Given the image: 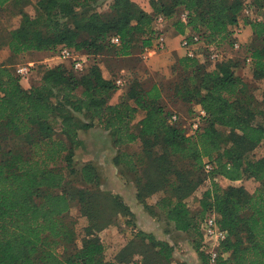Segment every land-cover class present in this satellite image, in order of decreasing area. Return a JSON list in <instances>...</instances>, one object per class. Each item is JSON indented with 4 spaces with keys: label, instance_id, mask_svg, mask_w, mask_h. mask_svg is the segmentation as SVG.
I'll return each mask as SVG.
<instances>
[{
    "label": "trees",
    "instance_id": "16d2710c",
    "mask_svg": "<svg viewBox=\"0 0 264 264\" xmlns=\"http://www.w3.org/2000/svg\"><path fill=\"white\" fill-rule=\"evenodd\" d=\"M98 1L40 0L37 16L22 11L21 25L11 34L9 66H0V264H130L122 254L106 259L108 247L99 234L113 223L112 212L119 210L131 219L135 216L118 196L100 190L102 173L95 163L87 162L82 168V190L76 194L64 190L66 170L76 172L75 150L82 145L76 114L91 118L85 129L93 128L97 121L109 132L113 145L119 148L114 163L133 181L138 201L148 210L147 199L168 193L161 202V213L178 231L197 230L201 237V221L215 213L221 229L228 234L217 264H264V158H248L264 145V110L258 106L250 81L241 73V62L226 57L210 68L199 57L177 59L182 76L176 97L207 114L200 133L189 138L183 122L174 123V114L162 104L159 86L146 88L129 76L125 87L119 88L117 78L110 77L100 61L95 59L90 64L87 57H100L109 51L127 56L136 47L138 36H146L143 50L158 34L155 18L163 15L169 23L178 8L188 18L187 24L181 18L174 24L178 35H185L188 28L200 37L203 47L220 48L238 27L245 2L174 0L166 8L150 0L149 14L133 0H112L115 16L104 19L96 8ZM25 2L30 0H0V8ZM249 6L257 18H246L245 25L251 27L256 46L249 48L244 63L252 59L253 79L261 81L264 0H249ZM113 37L119 38V46L111 43ZM62 47L86 57V69L78 73L62 64L45 68L35 81L38 71L34 66L28 80L31 87L25 89L15 61L29 52L55 53ZM117 91L125 98L113 104ZM140 115L143 117L136 121ZM218 128L229 129L231 140L222 142ZM10 134L25 139L29 156L3 148L2 141ZM138 142L140 152L127 151ZM177 161H189L195 171L205 174V162L213 165L201 179L202 184L210 181V188L200 200V214L195 215L186 201L193 192V182L185 170L178 168ZM218 179L228 182V187ZM244 180L259 184L253 194L237 185ZM75 200L88 225L81 248L62 258L56 245L74 240L62 219ZM131 224L135 228V222ZM136 239L167 263L172 261L174 249L168 242L142 231L136 233ZM200 249V245L196 247L200 259L208 262ZM225 253L229 254L226 259L222 257Z\"/></svg>",
    "mask_w": 264,
    "mask_h": 264
},
{
    "label": "rangeland",
    "instance_id": "374dc122",
    "mask_svg": "<svg viewBox=\"0 0 264 264\" xmlns=\"http://www.w3.org/2000/svg\"><path fill=\"white\" fill-rule=\"evenodd\" d=\"M40 0H30L28 3H23L22 5H16L14 3L6 5L4 8H0V58H6L7 56H11L9 49V40L12 32L17 30L22 21L21 12L25 11L29 15L36 17L38 10V2ZM150 0H146L149 3ZM155 2L161 3L163 6L168 8L172 5L174 0H154ZM232 1V0H228ZM243 2H247L249 0H242ZM112 0H99L96 4L97 10L101 13L104 19H111L115 16V12L111 10ZM150 5V3H149ZM151 8V6H150ZM143 10V9H142ZM152 10V8H151ZM182 8H178L174 11L172 15L173 18L165 27V34L169 38V45L172 46L169 53L164 55H159L153 59H148L144 57L142 51V41L146 36H138L136 38V47L132 50V52L127 56H117L112 52H104L102 56H98L94 58V56H87L90 64L94 62V60H98L101 62V66L105 72L109 74L114 80L121 76L123 73L130 76L134 81H139L143 84L144 87H151L153 84L159 86L162 92V104L165 106L167 111H170L173 114H177L185 120L191 117L193 114H196L200 109L196 105H190L179 100L175 93L178 84L180 83L182 73L178 69L177 59L181 57L180 53L175 51V49H180L178 33L176 31V27L174 24L177 22L179 18L182 16L181 12ZM146 12V11H145ZM249 18L250 20H254L257 18L256 14L253 16L247 17L244 12L239 16V25L244 26L245 19ZM237 27V28H238ZM234 29V28H233ZM186 35L191 36L192 32L187 28L185 30ZM248 37V34L243 32L241 37V48L240 50H236L233 47L234 42L236 41L234 33L228 38V40L220 45V49L224 51L226 57L233 58L235 60H239L242 64L241 73L243 76L250 81L251 89L255 98L258 101L259 108L264 110V105L262 104L263 100V92H264V80L256 81L253 79L252 70L248 69L244 63L245 56L248 55L249 48H253L256 46V43H253V38L248 41H244L245 38ZM201 56L200 61L203 64H208L210 68L214 66L211 63L209 55H206V52L203 48L199 50ZM9 54V55H8ZM47 59L40 58L37 63H34L37 67V73L34 75L33 80H38L41 78L42 72L45 68H55L59 65H65L70 70L73 69L72 60L64 61L60 58V52L55 53H47ZM31 61L36 60H28L23 57L18 58L15 63L17 65H26ZM16 65V66H17ZM14 69V67H13ZM27 84V83H26ZM25 84V85H26ZM27 86V85H26ZM121 92V91H120ZM119 91H117L116 95H114L111 103L115 104L122 101L125 96H122V93L118 95ZM54 102H56L54 100ZM76 120L78 121V137L82 142V145L75 150V169L76 172L74 174H70L68 170H66L67 180L64 185V190L67 192L75 193L79 190H82L83 179H82V168L88 162L83 159L82 154L80 155L83 149V141L80 139L81 134L84 131H88L90 129H85L84 125L90 124L91 118L87 114H76ZM143 115H140L136 121H139ZM100 127L99 125H93V128ZM102 128V127H100ZM103 129V128H102ZM104 130V129H103ZM59 133V128L57 129ZM218 132L220 133L221 141L227 143L231 140L232 132L227 128H218ZM2 146L5 150H11L16 154H22L24 157L29 156V147L25 142V139L21 136H17L15 134L8 135L2 141ZM128 152H140L141 151V143H137L134 146H129L126 148ZM250 159H260L264 158V145H260L257 147L254 152L248 155ZM60 166H64L63 163L59 164ZM177 166L181 170H185L188 173V178L193 182V192L186 198V201L190 207V209L194 212L195 215L200 214L202 211V207L200 204V200L203 197V194L210 188V181H206L203 184L201 183V179L205 177V173H201V170L195 171L192 168V163L187 161H177ZM103 178V177H102ZM130 179V178H129ZM131 180V179H130ZM132 181V180H131ZM219 183L224 187H228V182L222 179H218ZM103 182V179H102ZM133 182V181H132ZM195 184V185H194ZM134 185V184H133ZM239 186H244L247 191L253 194L258 188L259 184L254 180H244L243 182L237 183ZM137 188V187H136ZM100 190L105 193H109L112 196H118L120 202L126 205L131 211L130 206L126 203V201L118 194L113 191H108L103 189L102 186ZM138 195V193H137ZM168 197V193L161 192L156 194L149 199L146 200V203L149 204L150 207H155V205L162 208V201L164 198ZM39 201V200H38ZM108 207H110V201L106 202ZM161 205V206H160ZM150 210V209H149ZM132 212V211H131ZM159 214H162L158 211ZM132 214H134L132 212ZM163 215V214H162ZM113 218V223L108 226L104 231L99 234L100 239L104 242L108 247V252L106 254V259L112 260L118 254H122L126 260L131 261L130 264H209L205 260L200 259V251H196L197 246H201L203 239L199 235L197 230H193L192 232L184 234L183 240L185 243L183 246L174 243H178L176 241L170 242L167 241L172 248L173 251V259L171 262L167 263L164 259L156 254V251L140 240L136 239V233L138 232L136 223L135 228L132 227L133 222H135L136 218L131 219L122 215L119 210H114L111 214ZM135 216V215H134ZM164 218V217H163ZM199 218V217H198ZM165 219V218H164ZM63 222L66 224L68 229L73 233L74 240L72 242L65 241L58 243L56 245V252L62 258L69 256L74 253L76 250L80 249L82 246V238L84 234V228L88 225V220L81 213V205L75 200L72 204V208L68 214L63 216ZM200 219H198L199 221ZM131 222V223H127ZM166 225L170 226V223L166 220ZM111 229L113 232L105 233L107 230ZM135 230V231H134ZM108 234L109 236H107ZM193 253V256H192ZM198 257L199 263L196 259ZM229 256L228 253L222 255L224 259ZM193 258V259H192ZM189 259V260H188Z\"/></svg>",
    "mask_w": 264,
    "mask_h": 264
},
{
    "label": "built area",
    "instance_id": "2783aa9c",
    "mask_svg": "<svg viewBox=\"0 0 264 264\" xmlns=\"http://www.w3.org/2000/svg\"><path fill=\"white\" fill-rule=\"evenodd\" d=\"M244 14L249 17L253 16V9L249 6V1L245 2ZM187 14L184 13L181 16V21L184 24H187ZM168 19L163 16H157L155 18V29L158 31V34L151 40L150 45L143 48V54L145 58L152 59L158 57L161 54L167 52L170 48L169 38L165 34V27L168 24ZM243 34V28L238 27L234 31V36L236 41L233 44V47L236 50H240L241 48V37ZM180 49L184 52V56L188 58H200L201 54L199 50L203 47L202 41L197 35H178ZM111 43L119 46L120 40L118 37H113L111 39ZM209 58L212 63L221 62L226 55L224 51L215 46H210L207 48ZM60 58L64 61L72 60L73 69L81 73L87 67V59L86 57H81L77 55L74 51H72L68 47H62L60 51ZM245 65L248 69L252 70V59L247 58ZM34 63H28L26 65H18L16 68L17 75L21 78L22 81H28L29 76L31 74L32 69L34 68ZM127 74L123 73L116 79V85L119 88H124L126 85ZM207 118V114L204 110L199 109L198 112L185 120H182L180 116L174 114L172 116V121L174 123L183 122L186 134L189 138H195L201 131L205 120ZM204 170L206 173H210L213 170V165L208 161L205 162ZM223 180V179H222ZM199 230L202 235V245L201 252L207 257L209 264H217L221 257V246L223 242L227 239V232L222 230L219 225L218 216L215 213L208 214L200 223Z\"/></svg>",
    "mask_w": 264,
    "mask_h": 264
},
{
    "label": "crops",
    "instance_id": "0c3cea01",
    "mask_svg": "<svg viewBox=\"0 0 264 264\" xmlns=\"http://www.w3.org/2000/svg\"><path fill=\"white\" fill-rule=\"evenodd\" d=\"M133 1L136 4H138L147 13L149 14L152 13L150 5L149 3L146 2V0H133ZM240 27L243 28V32L248 34V37L245 38L244 41H248L249 39H251L252 36L251 27L245 24L244 26H240ZM171 48L172 46H170L169 50L164 54L169 53ZM175 51L179 52L181 57L184 56V52L181 49L178 50L175 49ZM47 56H48L47 53L44 52H29L24 55V58L28 60H36V61H31L30 63H37L40 58L47 59ZM10 57L11 56L9 55L6 58H0V66L2 65L9 66L8 64ZM33 83L35 84L34 81L32 82V84ZM21 84L25 89H29L31 87V83H29L28 81H21ZM120 93L121 92H119L118 95H120ZM94 124L98 125V122L95 121ZM80 139L83 141V149L80 155L82 154L84 160L95 163V165L100 169L103 177L102 178L103 182L101 185L102 188L108 191H113L115 193H118L130 206L131 211L134 213L136 218L135 220L137 226L136 231L138 230L145 232L147 234H151L157 240L160 241H166V240L170 242L176 241L178 242V243H174L176 250H178L177 249L178 246L176 244H179L180 246L186 244L185 240H183L184 234L186 233L182 231H178L175 228V224L173 222L168 221L165 218V215L159 214L158 211L161 212V210L157 205H155V207H150V210H148L144 204L138 201L137 198L138 190L135 184L129 179L128 176L123 175L122 172L123 170L121 166H117L114 163V158L118 154L119 148H116L113 145V141L109 132L103 130L100 127L98 128L95 127V128H91L88 131H84L81 134ZM135 144L137 145V143ZM166 220L167 222L170 223V226L168 227L167 226L165 227V225L167 224ZM112 232L113 231L109 229L105 233L111 234ZM106 235L109 236L108 234ZM195 257L199 263L198 257L197 256Z\"/></svg>",
    "mask_w": 264,
    "mask_h": 264
}]
</instances>
